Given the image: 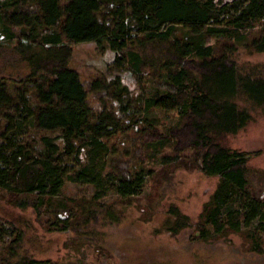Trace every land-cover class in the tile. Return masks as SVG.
I'll return each mask as SVG.
<instances>
[{"label":"trees","instance_id":"obj_1","mask_svg":"<svg viewBox=\"0 0 264 264\" xmlns=\"http://www.w3.org/2000/svg\"><path fill=\"white\" fill-rule=\"evenodd\" d=\"M101 8L112 14L109 21L99 19ZM0 36L14 41L0 44V113L22 100V119L10 117L0 131L6 139L0 143V189L15 206L30 207L37 219L44 211L51 229L82 235L91 223L118 221L114 203L99 201L105 188L133 196L143 174L165 177L177 166L196 168L218 175V182L195 220L168 205L171 235L193 224L194 240L236 233L244 250L264 253V221L240 228L258 208L249 203L248 212L224 211L246 187L256 154L231 147L228 137L264 112V61L238 58L240 48L264 52V0H0ZM86 41L112 52L87 88L69 64L70 43ZM12 87L29 92L33 104ZM153 107L174 110L175 121L159 125L147 114ZM24 125L43 133L41 155L15 140ZM117 132L129 137L130 148L126 156H107L109 185L100 187L101 172L79 155ZM71 140H77V168L59 163ZM64 178L95 186L91 197L75 201L71 214L56 197ZM21 237L18 231L2 264H41L17 257Z\"/></svg>","mask_w":264,"mask_h":264},{"label":"rangeland","instance_id":"obj_2","mask_svg":"<svg viewBox=\"0 0 264 264\" xmlns=\"http://www.w3.org/2000/svg\"><path fill=\"white\" fill-rule=\"evenodd\" d=\"M98 17L102 21H109L112 14L101 8ZM13 42L0 36V44L9 45ZM70 45L73 54L69 64L77 69L81 82L87 88L88 83L98 77L100 71L105 70L112 59V52L98 47L93 41ZM239 51L238 58L241 61H264V52H249L243 48ZM124 78L131 87H136L130 74H124ZM142 84L146 87L148 83L143 81ZM10 91L18 98L19 95L27 97L28 103L33 104L29 92L13 87ZM88 98L91 104H96L92 94ZM21 106L22 100L18 99L16 107L0 113L1 132L10 117L13 122L22 119L23 114L19 111ZM147 111L161 126L172 124L176 119L174 110L153 107ZM22 127L20 131L16 130L15 140L23 143L33 155H41L43 144L40 136L43 133L28 125ZM129 133L134 134L132 131ZM4 141L5 137L0 138V143ZM101 141L102 146L92 149L85 147L79 157L91 162L95 170L101 172L100 187H108L109 181L104 175L108 169L107 156H126L130 142L129 137L122 132L102 138ZM70 143L72 147L66 148L59 163L67 168H77V140H71ZM228 143L235 149L256 154L248 162L246 187L236 190L233 200L226 204L224 211L248 212L249 203L256 206L257 214L240 224L241 229H255L260 221H264V112L256 111L252 121L244 129L235 136L228 137ZM189 154L190 150H186L185 155ZM142 179L140 191L133 196L121 195L105 188V194L99 201L114 203L118 221L91 223L86 229L88 232L82 235L77 231L51 229V221L44 211L37 219L30 207L23 209L15 206L11 202L12 197L0 189V264L18 231L22 237L17 246V257L28 256L40 260L41 264H264V253L244 250L242 239L236 233L204 242L190 238L193 224L181 228L175 235H171L168 230L174 223V216L168 211V205L174 203L195 220L215 189L218 175L177 166L169 170L168 176L143 174ZM94 191L95 186L90 182L64 178L61 191L56 197L66 204V213H70L75 210L76 200L89 198Z\"/></svg>","mask_w":264,"mask_h":264}]
</instances>
